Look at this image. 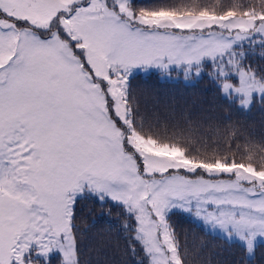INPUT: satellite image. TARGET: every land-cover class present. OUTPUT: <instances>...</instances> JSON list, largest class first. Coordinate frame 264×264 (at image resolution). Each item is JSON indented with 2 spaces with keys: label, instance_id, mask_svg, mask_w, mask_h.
<instances>
[{
  "label": "snow or ice",
  "instance_id": "snow-or-ice-1",
  "mask_svg": "<svg viewBox=\"0 0 264 264\" xmlns=\"http://www.w3.org/2000/svg\"><path fill=\"white\" fill-rule=\"evenodd\" d=\"M257 55L264 0H0V264H82L77 204L92 198L123 211V264H186L177 209L253 264L264 132L142 111L131 81L207 70L229 107L264 111Z\"/></svg>",
  "mask_w": 264,
  "mask_h": 264
},
{
  "label": "trees",
  "instance_id": "trees-1",
  "mask_svg": "<svg viewBox=\"0 0 264 264\" xmlns=\"http://www.w3.org/2000/svg\"><path fill=\"white\" fill-rule=\"evenodd\" d=\"M142 2L152 3L153 0ZM259 51L257 49V53ZM249 59L255 65L264 66V60L258 55ZM131 88L142 111L147 104L149 109L157 107L161 114H166L165 109H174L177 116L183 113L193 119L229 116L257 136L264 132V111L258 105L247 112L229 107L209 79L207 70L200 77L189 80L184 79L183 72L174 71L171 77H162L158 72H140L132 79ZM76 215L83 236L80 242L82 264L84 261L88 264H123L122 209L110 200L101 203L92 198L77 204ZM169 219L182 249L185 246L188 249L186 264H236L237 261L245 264L236 243H228L216 233L210 234L191 214L177 209L172 211ZM52 264H57L55 258ZM253 264H264V247H257Z\"/></svg>",
  "mask_w": 264,
  "mask_h": 264
}]
</instances>
